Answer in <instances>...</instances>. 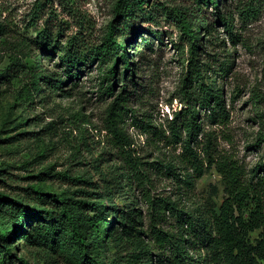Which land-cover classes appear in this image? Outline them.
<instances>
[{"label":"rangeland","instance_id":"rangeland-1","mask_svg":"<svg viewBox=\"0 0 264 264\" xmlns=\"http://www.w3.org/2000/svg\"><path fill=\"white\" fill-rule=\"evenodd\" d=\"M40 1L0 0V190L37 201L34 193L24 190L27 184L64 194L69 186L58 174L61 171L90 172L94 181L109 174L112 165L122 162L123 148L107 125V108L120 91L123 78L130 93L122 109V125L133 141L132 147L148 161L170 160L184 165L180 159L184 157L186 133L181 128L179 138L171 137L170 120L178 117V123L189 117L177 113L186 107L188 54L187 46L184 53L179 47L180 33L173 19H162L158 25L145 18L135 20L127 31L132 39L126 43L134 70L124 75L121 61L117 79H113V56L93 58L90 51L104 41L107 25L114 18L116 0ZM176 1L148 0L144 6L174 5ZM222 10L230 15L237 40L233 43L223 26L214 23L215 28L204 35L203 58L210 60L213 53L223 57L228 52L231 58L234 56L229 73L222 79L218 76L214 82L216 86L222 85L227 114L197 107L201 130L194 147L204 159V172L196 178L188 195V209L209 200L219 203L222 198V176L214 164H207L208 155L233 159L247 174L260 163L264 165V142L259 139L260 133L264 134V0H224ZM208 14L214 22L216 16L211 6ZM45 21L54 35L59 32L54 42L57 49L72 42L81 53H87V60L73 78L67 77L57 50L44 54L43 40L35 41ZM219 39H224V43ZM37 60H41L40 74L51 69L64 82L62 87L47 88L42 98L34 95L28 101L17 91L28 82V71ZM5 73L8 75L1 79ZM209 74L210 71L199 81L208 83ZM96 164L100 165L97 169ZM46 167L50 168L49 174L40 177L37 173ZM186 167L191 164L188 162ZM258 172L264 174L261 168ZM173 183L163 178L158 189L169 193ZM102 201L106 203L107 199ZM113 202L120 208L124 206V200L118 196L113 197ZM140 206L145 215L146 204L141 201ZM108 218L113 220L114 214ZM260 232L256 229L249 234L252 242ZM12 252L27 255L40 264L44 261L39 247L17 246ZM52 257L53 264H72L63 256Z\"/></svg>","mask_w":264,"mask_h":264},{"label":"trees","instance_id":"trees-1","mask_svg":"<svg viewBox=\"0 0 264 264\" xmlns=\"http://www.w3.org/2000/svg\"><path fill=\"white\" fill-rule=\"evenodd\" d=\"M223 1L178 0L174 5L162 3L146 8L148 0H116L114 18L107 25L104 41L90 51L93 58L104 54L113 56L110 77L117 79L119 62L124 63V75L134 70L126 49V43L132 39L127 31L133 22L145 18L158 25L162 19H173L183 53L187 46L189 72L188 90L184 89L186 107L177 113L183 112L189 117H183L178 123V117H172L170 132L171 137L179 138L183 128L186 138L184 157L180 161L189 162L191 167L185 169V164L170 160L148 161L135 151L122 125V109L130 93L123 78L106 117L113 136L123 148L122 162L112 165L110 173L100 175L99 181H94L90 172H59L69 186L64 194L27 184L24 190L34 193L37 201L0 190V264H40L27 255L12 252L17 246L41 248L42 264H53L52 256H63L72 264H264V174L258 172L260 168L264 171L262 163L247 174L233 159L208 155L207 164H214L222 176V198L219 203L209 200L186 208L194 182L204 172V159L194 147L201 130L197 107L227 114L222 85L216 86L214 82L218 76L222 79L229 73L234 56L231 58L228 52L225 57L213 53L212 59L203 58L204 35L215 28L214 23L223 26L233 43L237 40L230 15L222 10ZM209 6L216 16L214 22L208 14ZM58 36L59 32L54 35L45 21L35 41L43 40L44 54L57 50L59 63L64 66L67 77L73 78L87 60V53H81L72 42L57 49L54 42ZM219 42L224 43V39ZM27 46L30 48L29 42ZM40 64L41 60H37L29 69L28 82L17 91L21 98L28 101L34 95L42 98L47 88L63 86L64 79L54 70L47 69L40 74ZM208 71L211 72L208 83L200 82ZM6 75H1V79ZM109 88L113 91L112 85ZM260 135V141L264 142L263 132ZM206 147L209 149L208 143ZM49 169L46 167L37 174L40 177L49 174ZM163 178L174 182L173 191L166 193L158 189V182ZM114 196L124 200L123 208L113 202ZM103 199H107L106 203ZM141 201L146 204L145 215ZM111 214H114L113 220L108 218ZM256 229H261L260 236L252 242L249 234Z\"/></svg>","mask_w":264,"mask_h":264}]
</instances>
